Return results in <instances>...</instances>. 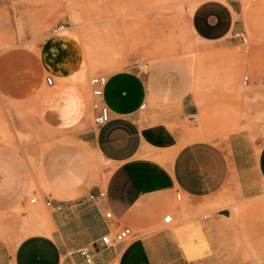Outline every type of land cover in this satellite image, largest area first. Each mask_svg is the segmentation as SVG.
<instances>
[{"label": "crops", "instance_id": "crops-1", "mask_svg": "<svg viewBox=\"0 0 264 264\" xmlns=\"http://www.w3.org/2000/svg\"><path fill=\"white\" fill-rule=\"evenodd\" d=\"M235 4L228 2L231 13L238 12ZM65 39L55 50L45 46L49 69L65 78L63 84L49 75V89L40 92L42 76L31 84L26 77L13 83L0 78L6 95L36 96L44 117L65 135L42 156L39 147L32 148L31 183L40 198L53 202L47 206L50 230L27 235L15 247L0 239V264H88L78 251L86 246L97 264H216L222 218H192L190 223L202 226L194 228L193 241L185 234L189 221L181 218L182 208L208 206L225 190L258 195L264 189V131L240 130L221 141L196 136L199 106L191 90H180L169 78L183 63L174 60L160 61L154 71L129 67L107 74L104 101L111 120L96 125L91 93L93 122L85 95L69 82L79 63ZM168 214L175 222H164ZM123 227L134 232L129 241L102 244V236ZM207 247L209 253L198 258Z\"/></svg>", "mask_w": 264, "mask_h": 264}, {"label": "rangeland", "instance_id": "rangeland-1", "mask_svg": "<svg viewBox=\"0 0 264 264\" xmlns=\"http://www.w3.org/2000/svg\"><path fill=\"white\" fill-rule=\"evenodd\" d=\"M229 1L0 0V78L13 83L26 77L31 84L42 76L40 92L49 89V75L56 85L66 82L49 69L45 46L67 29L64 45L79 63L69 82L85 95L92 122L91 76L129 67L154 71L160 61L174 60L183 63L169 78L191 90L199 106L196 136L221 141L240 130L264 131V0H236V13ZM235 30L244 31L248 42L233 38ZM95 53L114 58L113 65L90 67L85 81H77ZM62 132L44 117L36 96L17 99L0 87V239L12 247L47 230L40 213L48 207L32 202L41 197L31 183L32 148L41 155L53 140H64ZM205 215L223 220L216 228V264H264V189L248 198L225 190L198 210L184 205L181 218L189 221L185 234L193 241L194 228L202 226L190 221Z\"/></svg>", "mask_w": 264, "mask_h": 264}, {"label": "built area", "instance_id": "built-area-1", "mask_svg": "<svg viewBox=\"0 0 264 264\" xmlns=\"http://www.w3.org/2000/svg\"><path fill=\"white\" fill-rule=\"evenodd\" d=\"M237 36L242 40L243 43L248 42V36L244 31L238 32ZM244 81L245 83H247L249 81V76H245ZM48 83L53 84V79L51 77H48ZM107 83H108V75L103 73L95 74L89 80L90 93L93 98L92 108L94 110V122L96 125L99 126L104 125L111 120V109L104 101L105 87ZM99 196L104 198L106 196V192L105 191L100 192ZM181 196H182L181 193L177 195L178 198H181ZM94 197L95 195H91V198ZM41 201H43V203L46 206H51L53 203L52 200L48 197H44V198L34 197L32 199V202L34 203H39ZM106 216L108 218H112L113 217L112 212L108 211L106 213ZM172 221H173L172 214H168L164 219L165 223H171ZM133 235L134 232L130 227H123L113 234L112 233L105 234L104 236H102L101 241L105 247H115L129 241L133 237ZM78 251L82 256H84L88 264H97L95 261L94 254L92 253V250L88 246L80 248Z\"/></svg>", "mask_w": 264, "mask_h": 264}, {"label": "bare ground", "instance_id": "bare-ground-1", "mask_svg": "<svg viewBox=\"0 0 264 264\" xmlns=\"http://www.w3.org/2000/svg\"><path fill=\"white\" fill-rule=\"evenodd\" d=\"M68 33L69 32L67 31V29H65V30L63 29V31L61 33H59V34H57V35H55V36H53V37L50 38V45L54 48V47L58 46L59 44H62L61 42L68 35ZM97 48H99V47H97ZM113 63H114V58H112L111 56H109V55L106 56V55L96 54V55H94V56L91 57L89 63H87L86 65H84V67L77 74L76 79H77V81L79 80L80 82L81 81H85V79L87 77L88 70L90 69V67H94V69H95L97 66H100V65L101 66H112ZM90 70H93V69H90ZM53 139H56V137L55 138L53 137ZM60 140H56V141H60ZM53 141H55V140H53ZM51 144H50V146H51ZM40 152H41V150H40ZM42 155L43 154H41V156ZM36 210H37V207L36 206L35 207H32V212H35ZM40 218L43 219L46 222V224L48 225L47 230H50L51 221H50L49 212L46 211V212L40 213Z\"/></svg>", "mask_w": 264, "mask_h": 264}, {"label": "water", "instance_id": "water-1", "mask_svg": "<svg viewBox=\"0 0 264 264\" xmlns=\"http://www.w3.org/2000/svg\"><path fill=\"white\" fill-rule=\"evenodd\" d=\"M224 213H225V214H228V213H229V211H224Z\"/></svg>", "mask_w": 264, "mask_h": 264}]
</instances>
